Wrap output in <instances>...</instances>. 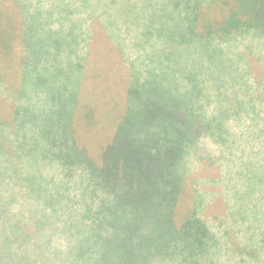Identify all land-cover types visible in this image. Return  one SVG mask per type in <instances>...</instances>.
<instances>
[{"label": "trees", "instance_id": "obj_1", "mask_svg": "<svg viewBox=\"0 0 264 264\" xmlns=\"http://www.w3.org/2000/svg\"><path fill=\"white\" fill-rule=\"evenodd\" d=\"M181 1L186 0L179 4ZM195 3L183 17L182 11L170 4L178 19L188 25L186 32L177 36L168 27L169 40L164 43L149 33L145 45L151 46V51L145 62L138 60L137 68L133 65L124 110L112 105L100 111L99 100L93 98L94 88H85L88 96H81L83 87L68 73L64 77L67 84L57 82L59 74L53 76L51 82L57 85L48 89L43 111L36 112L38 105H18L11 117L13 126L5 118L2 96L0 100V167L32 171L33 178L20 181L30 185H42L46 181L44 170L55 168L59 178L54 180L59 185L85 186L81 200L85 205L82 214L89 221L87 230L92 233L89 245L95 242V250L115 247L152 252L140 264H227L222 260L230 242L218 239L202 220L198 196L191 194L194 190L188 180L197 157L202 155L205 139L218 138L220 147L228 151L237 147L232 138L239 133L230 134L229 119L223 123L212 121L210 113L216 101L202 93L207 84L199 78L207 77L202 61L208 50L213 47L216 51L217 46L222 50L218 40L235 39L239 34L264 35V0ZM115 5L116 0H105L101 9L107 12ZM20 25L22 35L13 15L0 17V63L6 67H10L18 41L27 40L29 49L38 46L34 47L32 30L25 28V37V26L21 21ZM127 41L122 42L125 58ZM167 43L174 44L171 51H167ZM192 43L199 48L195 45L197 60L191 67V53L184 51V60L180 49L191 48ZM157 51L159 55H155ZM210 64L217 65L216 54L210 57ZM165 71L172 74L166 75ZM182 81L189 82L191 88L183 91ZM40 82L34 89L42 88L44 80ZM4 83L0 77L3 89ZM29 85L28 76L21 95L33 91ZM100 126L102 136L97 138ZM228 154L237 157L236 162L227 160L228 181L233 180L235 193L240 157ZM6 179L10 183L19 181L16 175ZM63 198L67 199L66 195Z\"/></svg>", "mask_w": 264, "mask_h": 264}, {"label": "rangeland", "instance_id": "obj_2", "mask_svg": "<svg viewBox=\"0 0 264 264\" xmlns=\"http://www.w3.org/2000/svg\"><path fill=\"white\" fill-rule=\"evenodd\" d=\"M103 1L0 0V17L13 15L19 33L22 35L21 21L24 29L32 30L34 47L38 45L29 49L27 40L18 41L10 67L0 63V77L5 81V89L0 86V100L2 96L10 126L18 105H38L36 112L44 110L48 89L55 84L51 80L57 74V82L62 84L68 83L66 73L75 76L73 81L77 79L84 89L81 96H88L87 89L93 87L100 111L112 105L124 110L133 81V65L137 68L151 51V46L145 45L149 33L164 43L169 40L168 27L177 36L186 32L188 25L178 19L170 4L182 11L183 17L197 0L181 4L180 0H116V7L107 12L101 9ZM234 38L218 40L222 50L219 46L216 51L213 47L208 50L202 61L207 77L198 78L207 84L202 93L216 101L210 113L212 121H231L230 134L239 133L232 138L237 147L227 151L217 143L218 138L205 139L203 156H198L191 168L188 185L194 190L191 194L198 196L202 220L218 239L230 242L222 261L264 264V35L239 34ZM125 39L127 58L122 51ZM192 45L180 49L184 60V51L191 53V67L197 60V44ZM165 47L171 51L174 44L167 43ZM215 54L217 65L213 66L210 57ZM198 63L197 73L201 71ZM165 74L171 75L172 71ZM28 76L29 90L32 87L33 91L23 96L21 91ZM41 80L42 88L34 89ZM182 84L183 91L191 88L187 81ZM101 128L97 138L102 136ZM13 133L12 128V136ZM228 153L240 157L239 187L235 193L233 180L228 181L227 160L236 162L237 157H229ZM8 175H16L19 181H5ZM33 176L30 170L8 171L0 167V264H102V259L103 264H140L142 259L151 257L152 252L148 251H122L115 247L95 250V242L88 243L92 234L87 230L89 221L82 214L85 186L59 185L54 180L59 178L55 168L44 170L42 177L46 181L42 185L20 182ZM95 239L96 236L92 241Z\"/></svg>", "mask_w": 264, "mask_h": 264}]
</instances>
